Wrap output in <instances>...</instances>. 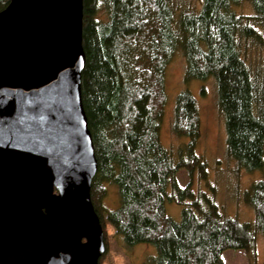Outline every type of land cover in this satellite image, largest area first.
Returning a JSON list of instances; mask_svg holds the SVG:
<instances>
[{
	"label": "trees",
	"instance_id": "1",
	"mask_svg": "<svg viewBox=\"0 0 264 264\" xmlns=\"http://www.w3.org/2000/svg\"><path fill=\"white\" fill-rule=\"evenodd\" d=\"M9 2L0 0V11ZM244 5L251 13L238 11ZM82 38V103L97 161L90 195L104 238L110 227L124 246H151V264H224L227 250L256 264V240L264 239V0H200L186 9L172 0H83ZM177 54L185 84L214 81L228 159L243 173H263L235 192L253 221L219 218L208 195L192 188L208 178L196 153L199 108L185 88L170 128L186 143L175 153L161 144L166 69ZM179 171L190 178L184 187ZM108 188L118 201L111 211L102 205ZM167 204L181 207L178 222Z\"/></svg>",
	"mask_w": 264,
	"mask_h": 264
},
{
	"label": "water",
	"instance_id": "2",
	"mask_svg": "<svg viewBox=\"0 0 264 264\" xmlns=\"http://www.w3.org/2000/svg\"><path fill=\"white\" fill-rule=\"evenodd\" d=\"M83 0L0 11V264H99L83 109Z\"/></svg>",
	"mask_w": 264,
	"mask_h": 264
},
{
	"label": "rangeland",
	"instance_id": "3",
	"mask_svg": "<svg viewBox=\"0 0 264 264\" xmlns=\"http://www.w3.org/2000/svg\"><path fill=\"white\" fill-rule=\"evenodd\" d=\"M172 1L177 9L191 8L200 2V0ZM238 11L241 14L251 13V9L246 5L239 8ZM249 47L245 48L242 45L241 51L252 62L253 69L255 67L258 69L259 62L255 54L254 57L252 56ZM183 72L184 60L181 55L177 54L166 69L165 93L167 103L160 123L161 144L175 153L178 147L186 143V138L177 139L170 128L176 96L185 88L194 97L199 108L201 137L197 143L196 153L205 163L208 178L206 183L194 179L192 188H196L199 193L208 195L209 201L216 207L219 218L231 217L239 223L253 221L252 211L246 204L242 203L235 192L236 190L238 192L239 188H241L240 192L247 188L257 178L263 177V173L247 174L236 170L234 163L226 156L223 119L217 108L216 88L213 79L193 80L185 84ZM176 177L181 187L190 181L184 171H179ZM115 189L108 188V193L102 200V205L107 211L115 209L118 205ZM90 201L93 206L92 199ZM202 208L204 209V206ZM180 211L181 207L178 205H166L167 214L177 222L180 220ZM103 219H105V215ZM108 230L104 238L106 251L102 255L103 258L101 256L102 263H100L101 258L99 259V264H151L149 259L154 255V249L151 246L143 244L131 247L124 246L118 238H115L113 229L109 227ZM257 238L255 246L256 264H264V239L260 235ZM222 257L224 264H249L246 254L241 250H227L222 254Z\"/></svg>",
	"mask_w": 264,
	"mask_h": 264
}]
</instances>
